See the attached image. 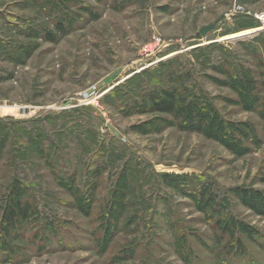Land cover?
<instances>
[{"label": "rangeland", "instance_id": "1", "mask_svg": "<svg viewBox=\"0 0 264 264\" xmlns=\"http://www.w3.org/2000/svg\"><path fill=\"white\" fill-rule=\"evenodd\" d=\"M261 15L264 0H0V264H264ZM161 83L182 87L179 100L189 94L173 114L151 111ZM32 119H44L36 127L59 154L38 140V158L17 138L12 122ZM53 166L74 172L85 195ZM163 173L184 183L168 185ZM18 177L42 207L23 232L5 234L4 200ZM116 186L123 205L106 222L87 213ZM204 187L222 198L218 208L226 198L227 220L246 226L248 236L234 228L243 254L227 256L234 238L219 239L215 206L212 222L196 207L191 195ZM103 226L110 242L100 252Z\"/></svg>", "mask_w": 264, "mask_h": 264}, {"label": "trees", "instance_id": "2", "mask_svg": "<svg viewBox=\"0 0 264 264\" xmlns=\"http://www.w3.org/2000/svg\"><path fill=\"white\" fill-rule=\"evenodd\" d=\"M54 27L56 29V31L58 33L61 34H65L68 31V28L65 27L62 22L58 21L54 23ZM70 28V27H69ZM44 38L49 39V40H55L54 38V34L48 32L47 35L44 36ZM231 70L236 71L234 68H231ZM240 71V70H239ZM236 71L237 75L236 77H238L243 84L245 86L246 89L249 90V92L254 93L257 88H258V83L257 81L248 78V76H243L241 75L242 71ZM178 72V71H177ZM186 72V71H184ZM184 72H182L180 75L183 76ZM179 73V72H178ZM194 87V86H193ZM180 91H178L174 86L172 85H165L164 83H161L159 85V93L158 94H154L153 96L150 97V102H151V111H155L158 113H169V114H173L175 112H177L179 109L177 108V103L179 101H187V95L186 97H183V99H178V96H181L182 93V87H179ZM189 101V100H188ZM185 108V107H184ZM63 112V111H62ZM50 113H47V115L45 114L44 119H46V121H50V119L52 118L51 115H49ZM61 115V113L59 114V116ZM57 116V115H56ZM44 119H32V120H28V121H18L15 120L12 122V124L15 126H19L20 127V134L17 136V138L22 139L24 138V140H26L27 142H30V146L34 148V150L37 152V157L41 158V155L43 154L44 148L41 147L42 144L44 142H48V145H46V148L48 150H50L51 146L52 149L55 148V143L53 145V141L50 139H44V136H42L40 134V131L43 129L36 127V122H41V120ZM206 124L205 122L203 123V125ZM4 125L3 123H0V126ZM6 126V125H5ZM3 127V126H2ZM8 136V135H7ZM37 136H42V138H38ZM44 139V140H43ZM38 140L40 141L38 145ZM56 153H58L59 149H56ZM52 166V165H51ZM64 168V167H62ZM53 172L52 174L55 175L56 179L58 178V175H62V174H67L68 177L71 178V183H69V185H64L67 188H69L70 190L75 191V194L77 195H85V192L82 191L81 189V185H78V188L76 186L77 179H76V174L74 172L70 173L69 171H67L66 169L63 170H59L55 169V167L53 166ZM182 177L183 175H179V174H174V173H163L162 174V178L164 180V182H166L168 185H173L175 184L178 185V187L183 184L182 183ZM126 180H127V176H126ZM13 184L9 187L8 189V196L6 197V199L4 200L5 205H6V209L2 215V233L5 234H11L13 233V231H24V229L27 227V219L30 216L31 213V209H34L35 205H38L39 203L36 201L35 199V195L33 193L30 192L29 189H27L28 187L23 183V177H18L15 178L13 180ZM185 184H188V182H185ZM203 182H201L200 184H197L196 186V191L200 189V185L203 186ZM74 186L75 189H71V186ZM115 188V189H114ZM113 191H109L107 193V197L105 199V204L103 206L100 205H96L95 207H89V211L87 212L88 214H90L91 212L93 216H97V214L99 213L100 216H102V220H104L106 222L107 218L109 216H112L113 214V210H117V208H121V204L122 203V199L121 196L118 192L115 191H120L117 189V186L114 187ZM119 188V187H118ZM233 193L234 196L238 197L242 203L249 207L252 208L254 210L257 209L256 204L253 203V201L255 200V197L251 194V192L249 190L246 189H242L240 187H234L231 188L229 190V193ZM78 198V197H77ZM192 200L195 201V205L196 207L200 210V211H204L205 214L207 215L208 212L212 211V208L215 206L216 208V212L218 214V218L216 219L214 224L217 223V225H219L220 223H222L223 225L220 227V232H221V237L219 238L220 240L225 239V237H228V239L230 237L234 238L232 240V242L230 243V253H227V256L229 254H231L232 257L239 255V253L243 254L244 253V245H243V241L241 236H234V228L236 227V230L240 233V235H245L248 236V232H247V228L244 225L239 224L237 221H235L233 218H229L227 220V215L228 212L224 211L226 210V205L227 201L226 198H223V205L222 208H218L217 205L220 202L219 199V195H215V193L213 191L208 190V187H204L203 189H201L199 191V193H194L191 195ZM81 201H83L82 198H79ZM219 199V200H218ZM120 200L119 204L118 201ZM218 200V201H217ZM115 203V207L110 208L109 210L111 212L108 211L110 204L111 203ZM216 202V203H215ZM93 203V202H92ZM40 207H42L41 204H39ZM89 206H92L89 203ZM78 209L80 208L79 205L77 204ZM36 208V207H35ZM104 209V211H103ZM84 211V210H83ZM122 214H123V210H119L118 211V216L117 217V222L116 224L120 221V218H122ZM263 214H264V210H263ZM115 216V215H113ZM207 218L209 219L207 222H212L213 221V217L210 215H207ZM44 221L45 223L48 225L49 229L55 234V227L53 225V219L49 218V216L44 217ZM115 224V223H114ZM214 226V225H213ZM107 227L103 226V229L101 231H99L98 233H100V238H98L97 241V246H99V251L101 252L102 250L105 249L106 245H108V243L110 242V238L107 240L108 242H106V240H104L107 236ZM217 229H219V227L217 226ZM104 236V237H103ZM111 237V236H110ZM219 240V241H220ZM106 242L105 245H103V243Z\"/></svg>", "mask_w": 264, "mask_h": 264}, {"label": "water", "instance_id": "3", "mask_svg": "<svg viewBox=\"0 0 264 264\" xmlns=\"http://www.w3.org/2000/svg\"><path fill=\"white\" fill-rule=\"evenodd\" d=\"M214 24H208V25H205V26H202L200 29H199V33L201 35H205L206 32H208L209 30H211L213 28Z\"/></svg>", "mask_w": 264, "mask_h": 264}, {"label": "built area", "instance_id": "4", "mask_svg": "<svg viewBox=\"0 0 264 264\" xmlns=\"http://www.w3.org/2000/svg\"><path fill=\"white\" fill-rule=\"evenodd\" d=\"M260 19H261V21L263 22V25H264V15H261Z\"/></svg>", "mask_w": 264, "mask_h": 264}]
</instances>
